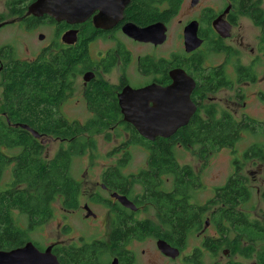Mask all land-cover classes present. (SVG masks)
Masks as SVG:
<instances>
[{
  "label": "flooded vegetation",
  "instance_id": "1",
  "mask_svg": "<svg viewBox=\"0 0 264 264\" xmlns=\"http://www.w3.org/2000/svg\"><path fill=\"white\" fill-rule=\"evenodd\" d=\"M183 4L184 0H180L176 13L165 16L164 20L156 19L144 25L137 23L140 20L136 14L133 16L130 13V7L147 5L160 15L170 4L165 0H128L121 18L109 27H98L94 23L98 11L75 24L56 22L48 16L14 18L12 23L20 24L33 35L37 30H42L37 34L40 43L44 38L48 41L46 46L40 45V49H35L32 56L38 53L28 61L17 58L12 42L7 38L3 39L4 44L0 43V122L6 127L14 128L17 125L7 114L8 110L15 108V89L8 88L7 83L8 66L11 68L21 61L55 68L61 60L68 70L64 74L62 94H58V99L51 98L56 100L55 105H51L53 111L56 110L58 116L69 125L92 123L110 127L111 132H122L124 135L120 146L111 153L123 150V154H113L116 156L114 164L103 168L93 188L85 187L81 181L75 184L80 188L77 207L65 208L62 203H58L57 215L61 216L57 225L58 236L51 241L43 238L42 244L28 240L41 252L51 247L58 264H113L114 260L115 264H146L140 261L145 251H139L136 244L152 240L156 246L158 240H163L162 236L167 230L162 225L165 215L160 209L159 196L170 192L176 199V185L173 182L168 189L161 185L169 181V176L165 175L157 177L159 182L153 184L151 190L137 182V175L147 168V161L144 168L127 173L130 156L125 154L128 153L126 146L129 145L126 128L132 127V124L122 112L121 103L129 104L135 110L130 116H152L154 109L153 115L160 118L161 114L156 113L163 104L161 89L174 82L171 73L176 69L182 70L192 79L194 87L189 95L191 113L186 110L181 114V117L189 116L188 122L176 131L180 139H176L173 144L174 160L178 163L175 154V148L178 147L189 151L191 157L199 161L195 171L189 164L181 165L188 173L184 179L185 195L181 200L192 211L189 221L196 222L191 231L203 223L204 227L199 233L203 232V247L207 253L196 248L193 253L187 254L184 241H178L179 246L167 242L179 250L176 258L166 257L159 252L160 257L164 264H256L255 238L261 214L252 195L253 192L260 194V187L249 185L248 177L255 180L260 175L264 179V0H208L205 5L203 0H197L194 5L190 0L189 10L193 16L182 24L181 42L176 49L164 53L170 24L181 12ZM6 10L10 12V9ZM193 21L198 24L197 37L202 43L188 52L184 46L183 31ZM8 23L0 27V32ZM158 23L165 27L164 42L156 38L142 40L122 30L126 24L143 29ZM48 31L52 34V40L47 35ZM69 32H73L72 44L63 39ZM211 53L219 58L218 64L214 65L209 60L208 55ZM246 60L248 63L243 62ZM149 86H154L153 94L143 93L132 99L121 98L127 87L138 91ZM172 100L179 104L177 95H172ZM72 101L82 109V120L70 118L67 121L59 114L60 108L71 107ZM102 104L105 112L99 113V105ZM234 105H239L243 112L238 114ZM148 110L151 112H146ZM209 125L245 126V129L234 133L232 145L221 146L213 151L206 143V135L205 144L184 146L178 143L184 140L188 128H209ZM244 133L251 135L252 141L243 153L238 154L235 148ZM52 139L62 142L49 135L36 140L44 147ZM226 141V136L221 137V142ZM63 143L67 145V142ZM142 148L148 160L150 152ZM219 150L227 151L232 173L213 179L209 186H205L200 179L212 167L210 162L222 155L217 154ZM0 153L12 158L17 154V149L0 147ZM193 181L195 187H192ZM240 186L250 191L251 198L245 193L243 197L236 198V194H240L237 190ZM198 191L203 192L199 198L207 193L202 203L196 201L198 197L195 193ZM115 195L124 197L129 206L123 205ZM259 199L263 201L264 192ZM2 202L6 201L0 200ZM9 212L18 225L19 212L14 208L9 209ZM54 217L53 207L52 216L38 228L45 227ZM158 222H161L160 230L156 229ZM211 228L214 230L213 235L209 234ZM10 250L12 248L0 249ZM201 255L209 256L208 261ZM222 259L223 262L220 261Z\"/></svg>",
  "mask_w": 264,
  "mask_h": 264
},
{
  "label": "trees",
  "instance_id": "2",
  "mask_svg": "<svg viewBox=\"0 0 264 264\" xmlns=\"http://www.w3.org/2000/svg\"><path fill=\"white\" fill-rule=\"evenodd\" d=\"M33 1L3 0L5 8L10 9L8 16L11 19L25 17L26 13L23 15V12ZM165 1L171 6L169 5L168 9L160 15L147 5L130 7V13L133 16L137 15L140 20L137 23L140 25L156 19L164 20L165 16L175 14L180 6V0ZM59 61L55 68L40 63L21 61L11 68L8 66L7 83L8 88L15 89L16 110L10 109L7 114L17 125L9 128L0 122V147H6L8 150L16 147L17 154L10 158L0 153V200L6 201L0 203V249L18 248L30 240L29 233L45 224L52 216L53 203L60 202L65 208L77 207L80 200V188L75 186L77 181L70 176L71 161L76 156L83 157L87 149L95 148V136L106 133L105 137L108 139L111 133L110 127L92 123L69 125L58 116L56 110L53 111L54 108H51V105H55L56 100L51 98L58 99V94H62L64 74L68 70L62 61ZM103 112L105 109L102 104L99 105V113ZM20 124L29 126L40 136L49 135L61 139L57 153L52 157L45 156L42 152L44 147L27 130L20 128ZM188 129L183 136L184 140L178 143L184 146L193 143L205 144L203 141L206 135V143L213 151L221 146L232 145L235 141L234 133L245 129V126L209 125V128L195 126ZM126 132L129 135L127 143L130 146L139 145L150 152L147 168L137 175V182L146 186L147 190H151L152 185L159 182L157 177L165 174L177 176L176 199L170 192L161 194L159 199H161L160 209L165 215L162 225L167 230L162 239L179 246L178 241H184L185 234L190 231L192 225L196 224L189 221L192 211L181 200L185 195V180L179 173L186 171V168L176 163L173 154V144L180 137L175 133L169 139L156 138L154 141H148L142 138L133 127L126 128ZM223 136L227 137L226 142H221ZM63 142H67V145ZM125 154L129 153L125 152ZM4 176L8 177L5 181ZM237 190L240 194H236V198L243 197L244 193L251 198L252 194L244 187H237ZM11 208L16 209L19 214L28 219V226L25 229L17 225V221L10 217L12 214L9 209ZM258 213L261 215L255 238L256 264H264V209L259 210Z\"/></svg>",
  "mask_w": 264,
  "mask_h": 264
},
{
  "label": "rangeland",
  "instance_id": "3",
  "mask_svg": "<svg viewBox=\"0 0 264 264\" xmlns=\"http://www.w3.org/2000/svg\"><path fill=\"white\" fill-rule=\"evenodd\" d=\"M208 0H203V5L207 3ZM189 4L190 0H184V4L182 7L181 12L179 15L171 22L170 29L167 35V40L164 44L165 49L164 53H169L170 51L176 49L178 47V44L181 42L180 39V33L182 24L189 18H192L193 12L189 10ZM213 7V6H211ZM214 8V7H213ZM4 8V2L3 0H0V20H4L9 22L1 32H0V40L2 44H4L3 39L7 38L8 41L12 42V47L14 48L15 52L17 53V58L19 60H31L33 59L38 52H36L33 56L32 53L35 49H40L41 46H46L48 41H46V38L43 39L42 43L39 42V38L37 37V34L41 32L42 30H37L35 32V35H33L31 32L23 28L18 23H12L11 17L8 16V12ZM27 16V15H26ZM3 18V19H2ZM17 18V17H16ZM47 35L52 40V34L50 31H48ZM41 45V46H40ZM208 58L210 61L214 63V65L218 64L219 58H216V54L211 53L208 55ZM245 63H248V60L243 61ZM253 100V99H251ZM250 100V102H251ZM233 108H236V111L238 114L242 113L243 110H241V107L239 105H234ZM61 111L59 114L61 116H65L64 119L67 118H76L75 120H82L81 112L82 109L76 107V104L74 101L71 102V107H62L60 108ZM247 112V111H246ZM74 120V119H73ZM106 133L97 135L94 137L96 141V146L93 150L87 149L86 154L82 156H76L72 159L69 173L71 178L76 180L77 182L84 183L85 187L92 189L93 184L99 180L100 173L102 172L104 167H109L114 164V161L116 159V156L113 154H123V150L120 152H116L111 154L114 151V148H118L120 146V140L124 138V135L122 132H111L109 133L108 139L105 137ZM242 139L240 138L239 142L236 146V151L238 154H241L245 151V148L251 143V135L249 134H241ZM66 145V144H65ZM60 143L54 139L49 141L46 146H44L42 152L43 154L45 152H48V154H45L46 156L50 157L52 156L57 149L59 148ZM239 149L241 151H239ZM126 150L129 153L130 156V163L127 165L129 168L127 169V173L130 172H137L138 169H142L146 166L147 161V154L146 151L143 150L142 146L139 145H127ZM175 154L176 157H178V165L181 166L183 164H189L190 167L195 171L199 167V161L197 159H194L191 157L189 151H186L182 148H175ZM188 154V155H187ZM217 154H222L219 159H213L210 163L213 164L211 168H209V171L207 174H204L201 177V182L205 186H209L213 179H217L218 177L226 174L232 173V171L229 168L228 165V159L229 155L226 150H219ZM233 156L231 155V158ZM88 167L90 169H88ZM182 167V166H181ZM87 169V172L85 173V170ZM180 177L182 179H186L188 176L187 171L180 172ZM165 176L169 179L168 182L164 183L162 182L161 185H165L166 189L169 188V186L172 185L173 182H175L174 185H176V177L172 174H165ZM171 176V177H170ZM228 176V175H227ZM226 177V176H225ZM224 177V178H225ZM8 177L4 176V181L7 180ZM165 179V178H164ZM249 185L251 186H259L260 187V194H257L256 192H253L252 200L255 204L258 206V211L264 209V202L259 199L261 197V194L264 192V179L260 178V175L256 176L255 180H251L250 177H248ZM3 183V180L1 184ZM2 187V185H1ZM192 187H195V182L193 181ZM197 190V189H196ZM198 197L196 199L197 202L202 203L207 198V193L205 192L203 197H200V195L203 194L202 191H198L195 193ZM55 217L43 228H38L34 230L32 233L29 234V238L31 241L35 243L42 244L43 238L47 240H54L58 236V221L61 219V216L58 214V208L59 205L57 202L53 203ZM17 220L18 225L25 229L26 228V219L24 216H21L19 213H17ZM203 224V223H202ZM202 224L199 227H195V230L190 231L185 234L184 236V246H185V252L187 254H191L195 251L196 248L201 249L203 252H206L205 248L203 247V232L199 233V231L202 230L204 226ZM156 229H161V222L156 223ZM209 234L213 235L214 230L211 228L209 230ZM152 240H147L146 242L142 244H136L139 247V251L144 249V256L141 255L140 261L144 263H150V264H164L162 258L160 257V253L156 246L152 243ZM207 253V252H206ZM242 256V254H240ZM201 258L208 261L209 256L203 257L201 255ZM241 258L240 260H242ZM138 260V259H137ZM223 262V259L220 260Z\"/></svg>",
  "mask_w": 264,
  "mask_h": 264
},
{
  "label": "water",
  "instance_id": "4",
  "mask_svg": "<svg viewBox=\"0 0 264 264\" xmlns=\"http://www.w3.org/2000/svg\"><path fill=\"white\" fill-rule=\"evenodd\" d=\"M197 0H191L194 5ZM128 0H34L27 8V15L34 17L48 16L56 22H66L68 24L80 23L88 19L95 11H98L94 23L98 27H109L116 23L123 13ZM7 22L0 23V27ZM124 33L139 37L142 40L158 39L159 42L165 41V27L160 23L148 26L146 28H137L132 24H126ZM198 24L193 21L189 23L184 31V46L186 51L198 48L202 40L197 37ZM157 33H159L157 35ZM42 39V36H40ZM63 39L68 43L74 42L73 32L66 33ZM173 83L166 88L161 89L163 104L156 114H161L159 118L154 114L152 116H130L135 110L128 104L121 103L122 112L126 114L127 120L132 124L133 129L144 139L154 141L156 138L169 139L176 131L188 122L189 116L181 117L184 111H189V95L194 87V82L182 70L176 69L171 73ZM187 81H184L186 80ZM143 93H154V86L146 87L142 90L134 91L127 87L121 98H134ZM172 95H177L179 104L174 103ZM146 112H151L148 110ZM20 128L27 130L33 137L39 139L41 136L25 124H20ZM44 144L43 141H41ZM116 196V195H115ZM121 203L129 206L124 197L116 196ZM158 251L169 258H176L179 250L169 245L164 240L156 242ZM116 260L113 261V264ZM0 264H58L56 257L51 253V247L41 252L36 249L31 241H27L23 246L10 251H0Z\"/></svg>",
  "mask_w": 264,
  "mask_h": 264
},
{
  "label": "bare ground",
  "instance_id": "5",
  "mask_svg": "<svg viewBox=\"0 0 264 264\" xmlns=\"http://www.w3.org/2000/svg\"><path fill=\"white\" fill-rule=\"evenodd\" d=\"M27 15V14H26ZM27 16H30V15H27ZM99 30V29H98ZM179 62V61H178ZM96 63V62H95ZM104 64V63H103ZM104 68V67H103ZM77 74V73H76ZM85 74V73H84ZM95 74H97V73H95ZM102 79V78H101ZM85 83V82H84ZM103 87V86H102ZM61 111V110H60ZM61 114H62V111H61ZM65 116H63V118H64ZM67 119V118H66ZM68 121V120H67ZM236 154V153H235Z\"/></svg>",
  "mask_w": 264,
  "mask_h": 264
}]
</instances>
